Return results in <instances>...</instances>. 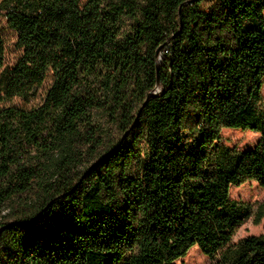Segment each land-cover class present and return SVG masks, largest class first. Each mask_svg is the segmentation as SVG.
<instances>
[{"label": "trees", "instance_id": "1", "mask_svg": "<svg viewBox=\"0 0 264 264\" xmlns=\"http://www.w3.org/2000/svg\"><path fill=\"white\" fill-rule=\"evenodd\" d=\"M200 1L0 2L21 52L4 68L0 35V264H176L194 246L264 264V233L232 241L252 204L230 194L264 188V0ZM224 127L259 138L230 147Z\"/></svg>", "mask_w": 264, "mask_h": 264}, {"label": "rangeland", "instance_id": "2", "mask_svg": "<svg viewBox=\"0 0 264 264\" xmlns=\"http://www.w3.org/2000/svg\"><path fill=\"white\" fill-rule=\"evenodd\" d=\"M2 0H0L1 2ZM213 0H201L198 3L199 10L211 9L214 6ZM0 35L4 41V68L12 66L19 58H20V50L16 47L15 39L16 34L13 30L7 26L5 14L0 10ZM162 54L158 57V62H161ZM1 73V72H0ZM264 80V79H263ZM50 80L45 81L41 87L38 89V92L34 98L30 100V104H38L39 101L44 96L46 89L49 87ZM262 96H264V83L261 90ZM102 124L109 128L105 117L97 114ZM112 131V129H110ZM114 136H117L115 131H112ZM259 138L258 132H253L248 129H235L230 127H224L221 131V143L226 144L230 147H236L238 149H248L255 146L257 139ZM230 194L233 199L247 202L252 204L250 212L244 218L245 220L239 226V228L235 231L234 237L232 241L234 243L243 239V237L247 235H258L260 233H264V218L262 221L255 225L253 223L252 214L256 207L257 201H261L264 199V188L259 186L258 183L254 181H246L241 183L240 186L230 188ZM211 260L206 255H204L199 248L192 247L188 253L178 259L176 264H210Z\"/></svg>", "mask_w": 264, "mask_h": 264}, {"label": "water", "instance_id": "3", "mask_svg": "<svg viewBox=\"0 0 264 264\" xmlns=\"http://www.w3.org/2000/svg\"><path fill=\"white\" fill-rule=\"evenodd\" d=\"M161 48H162V46H160V47L156 50L158 57H159V55H160V50H161Z\"/></svg>", "mask_w": 264, "mask_h": 264}, {"label": "built area", "instance_id": "4", "mask_svg": "<svg viewBox=\"0 0 264 264\" xmlns=\"http://www.w3.org/2000/svg\"><path fill=\"white\" fill-rule=\"evenodd\" d=\"M162 54V53H161Z\"/></svg>", "mask_w": 264, "mask_h": 264}]
</instances>
